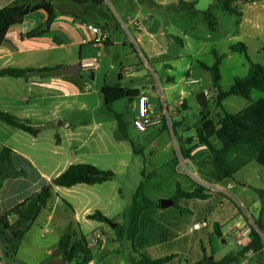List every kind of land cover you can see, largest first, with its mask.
<instances>
[{
    "label": "rangeland",
    "instance_id": "374dc122",
    "mask_svg": "<svg viewBox=\"0 0 264 264\" xmlns=\"http://www.w3.org/2000/svg\"><path fill=\"white\" fill-rule=\"evenodd\" d=\"M186 1H195L199 11L207 10L213 2V0ZM178 2L179 0L141 2L142 14L150 13L157 16L166 24L167 33L179 35L184 41L181 44L175 39L172 40L173 48L178 56L169 58L168 66L161 62L154 63L155 58L144 61L142 50L135 42H130L132 47L121 43L117 44L111 54H105L103 50L98 56L97 52L91 50L86 54L98 59V80H88L87 84H85V80L74 82L73 91H71L73 93L66 99L65 105L54 114L48 113V108L43 107L39 102L36 106L38 115L33 118L36 120L34 125L40 129L37 137L16 130L0 121L1 125L13 129V131H20L17 137L0 131V145L5 140L9 144H14L20 149L33 153L40 164L49 166L47 168L49 173L56 174L70 163H90L115 173L112 180L102 184H79L76 185L78 188L67 190L69 193L64 190L67 188L59 193L61 200L58 201L59 206L55 209L54 222H57L58 217L67 216L69 220L73 221L69 222V225L72 223L75 231L79 234L83 233L91 244L96 243V233L102 227L108 228V231L105 232L106 235L113 229L116 234V228L119 225H123L124 229L127 227L133 195L141 181H144V196L151 201L174 197L178 187L188 191L198 185L210 190L227 185V183L223 184L213 180L212 168L207 162L209 151L206 147L189 157L185 155L184 149L188 150L198 146L197 128L200 126V108L196 92L205 88H209V93L213 92L211 73L201 66L202 63L212 65L215 62L212 50L215 49L220 55H224L220 67V83L224 90H228L236 78L248 75L251 62L264 65L262 51L264 46V0H256V3H237L244 13L242 19L237 15L225 12L220 7L214 8L213 12L219 23L216 31H210L200 16L191 15L179 9ZM122 5L125 9H121ZM138 5L136 0H129L127 3L114 2L109 10L112 13L118 12L122 16H124L122 13L124 10L126 11L124 14L131 16L137 13ZM136 38H139L137 34ZM239 42L246 43L250 60L243 52L231 51V46ZM141 45L149 55L148 51L151 45L144 36L141 38ZM52 59L54 63H50L51 66L58 64L57 62H64L60 51L53 53L49 62ZM123 68L126 69L123 71L124 80L120 81L119 76ZM189 68L192 77L197 79L193 83L188 82ZM153 70L156 71L157 77L153 74ZM168 76L173 78L170 83L165 81ZM70 77L76 78L77 76ZM103 77L109 84H116L120 81L123 86H131L130 83H133L134 86L150 90L155 86V95L151 94V98L157 104H160L159 100L162 99L159 86H163L169 107L172 108L170 111L171 126L163 122L144 132L138 131L132 125L133 111L132 107L127 105V98L117 101L114 99L111 109L107 108L106 98L101 92ZM9 81V89L15 96L23 94L22 88L17 86V79L9 78ZM182 90L187 91V102L179 101ZM261 97H264V92L253 90V99ZM209 99L211 102L214 101L212 98ZM249 104L250 101L232 95L225 100L224 108L227 112L236 113ZM211 109L212 112H223L214 104ZM116 112L122 114L125 121L128 122V138H124L119 131L118 120L114 114ZM69 124L71 128H68ZM59 136L62 141L61 138H58ZM213 140L217 141L216 138ZM60 141L62 143H59ZM32 148L34 149L32 150ZM37 152L49 154L50 158L39 160ZM40 156L43 157L42 154ZM196 166L197 168H195ZM143 171L148 175L146 178ZM229 182L232 184V188L228 189L227 197L222 198L211 190L212 194L207 202L205 199H177L178 206L186 208L198 206L197 203L201 202V210L180 213L178 208L173 206L168 208L169 210L164 214H157L154 218L151 217L154 215L152 210H144L140 217L141 232L138 239L135 243H131L132 241L126 236L122 238L119 242V257L125 260V256L128 254L137 255L135 250L140 249L139 247L143 244L142 239L147 232L158 243L167 234V243L160 245L156 254L158 257L175 254V258L169 264H187L188 260L194 261L197 256L205 253L209 256V230L214 226L215 220H218L225 230L239 219L243 221L249 219L252 226L261 234L264 243V228L261 233L255 223L256 217L263 209L264 224V206L258 192V189H264V165L251 161L235 172ZM95 200H102L100 206H103L104 212L109 215L108 222L86 220L80 211L85 204H91ZM221 202L224 204L223 209L220 206ZM66 203L77 210L78 222L74 219L75 216L71 212L70 206ZM209 210L212 213H208ZM204 218L207 219L204 220ZM192 220H199L200 223L205 222L207 225L195 232H190L188 225ZM110 222L117 223V226L113 228ZM169 222H171L172 228L169 229V233H166L162 227ZM36 227L38 229L37 239L41 242L38 251L40 255L31 257L32 251L27 243L29 240H26L23 253L29 255L28 264H41L48 257L44 247L47 243L56 242L59 230L58 228L54 229V232L42 238L40 234L44 226L40 228L37 225ZM179 231L181 233L176 237L174 234ZM79 237L78 235L77 239ZM175 237L178 238V241H175ZM227 239L228 243L223 245L224 250L227 254L234 253L237 250V244L230 236ZM92 249L95 251L98 247L94 246ZM251 254L252 251L247 252L241 258V264H264V249L260 254L252 256ZM2 257H5L8 264H23L19 260L16 261L3 255ZM64 264L75 263L67 255Z\"/></svg>",
    "mask_w": 264,
    "mask_h": 264
},
{
    "label": "crops",
    "instance_id": "0c3cea01",
    "mask_svg": "<svg viewBox=\"0 0 264 264\" xmlns=\"http://www.w3.org/2000/svg\"><path fill=\"white\" fill-rule=\"evenodd\" d=\"M15 1L16 0H0V6H8ZM40 1L42 0H33V3H38ZM48 1H51L53 3L55 10L57 12V16L53 21L50 30L47 33L34 38L25 37L26 33L29 32L30 30L37 28L38 26L45 25L46 20L48 18V14L44 10H40L27 16L23 21V23L13 25L9 29L2 45L0 46V71L6 68L40 69L44 67L53 68L56 66H61L62 69L64 67H67L75 63L81 64L80 73L78 75L64 74L61 72V69L60 71H53V72L32 73L27 78L12 77L9 75L3 76L0 74V110L12 114L15 113L14 115L22 119L29 120L33 125L35 124L34 121H36L33 118H36L35 116L38 115L36 106L38 105L39 102H41V105L43 107L48 108L47 109L48 113L51 112L52 114H54L56 113L57 110L61 109L63 105H65L67 101L66 99H68V97H70V95L73 93L71 91H73L72 87L74 85V82H80L85 80L84 82L85 84H87L88 80H92V81L98 80V59L95 57H90L88 54H86L87 52L90 53V51L93 50L97 52L98 56H100L104 50L105 54H111L113 48L117 44L121 43L125 46L130 45L132 47L130 42H135V44L138 45L142 50V59L144 61H148L149 58H153V59L155 58L153 60L154 63L161 62V64L168 66L169 65V63L167 62L168 59L174 56H178L176 55V52L173 48L172 40L175 39L177 42H180L181 44L184 43L181 36L167 33L166 24L157 16H154L150 13L142 14L141 10H143V6L141 5V2L142 1L146 2L147 0H136L139 4L138 5L139 9L137 13L131 16L129 14L128 15L124 14L126 12L124 10H122L124 16H122V14L118 12L112 13L109 10L112 3L114 2L127 3L129 0H105V3L100 6H96L92 4L77 5L72 3L70 0H48ZM245 3H256V0ZM89 5L91 7H88ZM121 9H125L123 8V5ZM123 17L125 18L123 19ZM88 25H97L101 27H106L105 29L108 32V37L110 38L112 44L109 47L105 45V42L102 44H98L96 42L97 36L88 28ZM136 34L139 36V38H136ZM142 36L146 37L147 41L151 45L148 51L149 55L145 52V50L141 45ZM106 48H108L109 53L105 52ZM56 51H60L62 53L64 62H57L58 64L51 66L50 63H54L53 62L54 60L52 59L51 62H49V59ZM94 59H97L96 66L91 67L87 65L88 60L90 61ZM189 70L190 68L188 69V74H187L188 82L193 83L197 81V79L192 77V74ZM123 71H126V69L123 68L122 71L120 72V76H119L120 81L124 80ZM82 72H84L86 75L81 74ZM153 74L155 75V77H157L156 71L153 70ZM70 76H77V77L73 78ZM91 76H93V79L91 78ZM9 78L17 79L16 81L17 86L22 88L23 94L17 97L11 92V90L9 89L10 87ZM120 81L116 84L114 83L109 84L107 83L106 79L103 77L101 82V92H102V88L105 85L107 86L120 85L121 87L126 89H137L139 92L135 94V96H128L126 94H115V97L117 98L116 101L120 100L121 98H127V105L129 107H132L133 116L136 114L137 97L140 95L147 97L148 103L151 106V112L153 116L158 115L160 113L163 99L169 107L167 97L164 94L163 86L161 85L159 86V89L161 90L160 92L162 95L161 96L162 99L160 98L159 100L160 104H157L151 98V94L155 95L154 92L156 91L155 86H153L152 87L153 89L150 90V89L140 88L139 86H134L132 85L133 83H130L131 86H123L122 82ZM165 81L167 83H170L171 81H173V78L171 76H168ZM200 92L209 93V88H205L203 90H200L199 92H196V96ZM181 94L182 96L180 97L179 101L187 102V98H186L187 91L182 90ZM170 110H172V108H170ZM50 121L51 119L49 120V122ZM13 128L25 132L16 127ZM68 128H71L70 124ZM0 131H4L5 133H8L9 135L15 137L19 136L18 132H20V131H13V129H9L1 124H0ZM58 138L61 137L59 136ZM61 141L59 143H62ZM197 145H198L197 147L195 146L191 149L192 150L191 154L193 156L195 155L196 151L203 150L205 148L204 146H201L199 143ZM4 146H8L13 150V164L18 169L19 168L25 169L26 174L25 176L22 177L9 178L4 181L3 186L0 190V216L11 210L13 207L24 201L29 196L39 191L42 186H44L45 184L50 182L53 178H55L63 171H65V169L71 164L70 163L68 164V166H64V168H62V170H59L56 174H52L49 173L47 170L49 166L40 164L35 158V155L33 153H30L27 150L20 149L18 146L14 144H9L5 140L1 142L0 151L3 149ZM33 149L34 148H32V150ZM41 154L43 155V157L40 156ZM36 155L39 160L50 158L49 154H44L42 152H37ZM195 168H197V166ZM218 182L223 184L227 183V185L225 187H219V188L212 185L213 187H215V189L212 188L211 190H213L214 194H218L222 198L227 197L228 189L232 188V184L229 182V179H224ZM64 188L67 187L56 186L54 188L53 195L49 199L47 206L42 209L39 217L32 225L31 229L23 237L19 246L18 253L16 257H14L13 259H15L16 261L19 260L23 264H28L29 255L27 253H23V250L26 246L25 245L26 240H29L27 243L28 246L30 247L29 249H31L32 251L31 257H37L38 255H40L38 251L40 249L41 242L37 239L38 229L36 227L38 225L40 226V228L44 226L43 227L44 229L40 234L42 238L46 237L47 235H50V233L54 232V229L57 228L59 229L56 235V240H55L56 242L47 243V245L44 247L48 257L45 258L41 262V264H52L53 262L64 264L65 256L69 254L68 252L60 253V251L58 250V243L61 236L64 233V230L69 225V222H73V221L69 220L67 216H63V217L61 216L58 217L57 222H54L55 209L57 206H59L58 201L61 200L59 193ZM70 188L72 189L78 187L75 185ZM70 188L64 190L67 193H69L67 190H69ZM259 190H264V189H258V191ZM170 198L173 199V197ZM209 199L210 198L205 199L206 200L205 202L209 201ZM101 201L102 200H95L91 204H85L81 208L80 211L82 212L86 220H95V219H88V215H91L96 211H100L107 218L109 217V215L104 212L103 206H100ZM154 202H158V201H154ZM66 204L70 206V210L75 216L74 219L76 220V222H78V218H76L78 215L77 210L68 203ZM200 204L202 203L201 202L197 203L198 206L186 208V207L178 206V204L177 203L175 204L174 201V204L167 208L153 206L149 209L153 211L152 214L154 215L153 216L151 215V217L154 218L157 214L159 215L164 214V212H167V210H169L168 208L173 206L174 207L176 206L178 208V212L180 213L184 211L193 212L195 210H201L200 208L202 207ZM223 205L224 204L221 202L220 206H222V209L224 207ZM208 213H212V211L209 210ZM260 215H261V211H260ZM260 215L257 216L258 218L256 217V220L260 218ZM206 219L207 218H204V220ZM118 222L122 223L120 221ZM195 223H200V221L192 220V222H190V224L188 225L189 231L190 228ZM249 224L252 226V223L250 222L249 219L244 221L242 219H239L235 222L234 225H230L224 230L222 224H220L218 220H215L214 226L210 228L211 230H209V246H210L209 256H207L206 253L203 255H199L196 257L194 261L188 260L187 264H194L200 262L206 256L213 257L215 261H219L224 257H226L227 255L231 254V253L227 254L223 247L225 243H228L227 237L229 236L237 244V250L234 251V253L241 251V249H243L250 242L251 237L253 235L252 230L255 229L253 226L251 227ZM217 226L219 227V230L222 234L221 237H219L216 234ZM171 228H172L171 222L167 223V225L162 227V229L166 231V233ZM107 231H108L107 227H102V229L96 233L97 234L96 237L98 235H101L103 237V239H100L98 243L91 244L89 241H87L93 255L92 261L89 262L88 264H109V263L137 264L140 261L142 253L149 255L151 258H161L158 257L156 254L157 249L159 248L160 245L166 244L168 241L167 234H165L166 236L162 237L160 239V243H158V241L155 238L154 239L151 238L149 233L147 232V234L144 236V239H142V243H143L141 244L142 246L139 247L140 249L135 250V253L137 255L128 254L125 256V260H122L119 257V253H120L119 242H121V239L125 238V236L117 237L114 229L113 231H109V233H107L106 235L105 232ZM140 232H141V228L135 238V241L131 243L136 242ZM180 233H181L180 231L175 232L174 235L178 237L177 235H179ZM82 234L83 233L81 234L78 233L79 236H81ZM176 237H175V241H178V238ZM94 246L98 247V249H96L95 251H93L92 249ZM263 249L258 252H252L251 256L258 253L259 254L262 253ZM57 251L58 254H56ZM78 254L79 253L76 251L74 254L75 257L74 259H72L69 255L70 260L75 263ZM2 255L11 258L6 254L5 247L0 240V264H8L4 259L5 257H2ZM166 256H174V257L164 264H169L175 258V254H170ZM241 263L242 262L240 259L235 264H241Z\"/></svg>",
    "mask_w": 264,
    "mask_h": 264
},
{
    "label": "trees",
    "instance_id": "16d2710c",
    "mask_svg": "<svg viewBox=\"0 0 264 264\" xmlns=\"http://www.w3.org/2000/svg\"><path fill=\"white\" fill-rule=\"evenodd\" d=\"M77 5L92 4L96 6L103 5L105 0H70ZM254 0H213L210 7L205 11H199L196 8L195 1L179 0L178 8L188 12L191 15H198L202 21L207 24L210 31H216L218 28V19L213 12L214 8H222L225 12L237 15L240 19L243 17V11L236 4L237 2H252ZM44 10L48 14L45 25L38 26L26 33L25 37L34 38L47 33L53 21L57 16L55 7L51 1L42 0L33 3V0H16L8 6H0V46L2 45L9 29L16 24H21L30 14ZM238 24L240 22L238 21ZM101 27V26H100ZM105 29L106 27H102ZM106 30V29H105ZM112 43L108 37L105 41L106 46ZM232 52H243L249 58L248 47L246 43L239 42L231 46ZM264 55V46H263ZM215 56V62L212 65L201 64V66L211 73L212 91H218L214 101H210L205 92L197 94L196 98L200 105V126L197 128L198 143L209 151L207 162L212 168V178L216 181L230 179L235 172L243 168L251 161H256L264 165V97L253 99V90L264 92V65L252 63L247 76L236 78L228 90H224L220 84L221 64L224 55H220L215 49L212 50ZM250 60V58H249ZM61 66L53 68L44 67L35 68H6L0 71L1 75L12 77L27 78L32 73H44L60 71ZM139 91L137 89H126L120 85L107 86L102 88V93L106 98V106L111 109V105L116 101L115 94H126L135 96ZM239 96L250 101V105L239 112H227L224 108V101L232 96ZM222 109L212 112L211 106ZM118 120V128L124 138H128L127 125L124 117L120 113H115ZM0 120L21 129L27 133L37 136L40 129L34 126L29 120L22 119L12 113L0 110ZM165 125V124H164ZM216 138V142L213 140ZM135 150V149H134ZM191 149L185 150L187 157L191 156ZM26 171L23 168H16L13 164V150L4 146L0 151V190L5 180L25 176ZM146 178L148 175L143 171ZM115 173L111 170H105L90 163H72L65 171L53 178L50 182L41 187L39 191L26 198L24 201L13 207L11 210L0 216V240L5 247L6 254L16 257L20 243L25 234L31 229L39 217L43 208L49 202L56 186L73 187L78 184L95 185L102 184L114 178ZM144 181H141L133 195L132 208L130 210L129 222L124 229L123 225L116 228L117 237L126 236L134 242L140 230L141 213L153 206L161 207V201L154 202L147 199L143 193ZM264 206V190H259ZM212 191L207 187L198 185L190 191H184L178 187L176 195L173 197L175 204L178 198L208 199ZM88 219H95L102 222H108L109 219L100 211L88 215ZM259 230H263V209L260 218L256 220ZM250 242L237 253H231L219 261L213 257H204L200 262L194 264H235L244 255L249 252L261 251L264 247L261 234L255 229L252 230ZM216 234L221 237L219 227H216ZM78 233L72 226H67L58 243L60 253L68 252L74 259L77 251L79 257L75 264H88L92 261L93 255L89 248L86 237L82 234L77 239ZM174 256L161 258H151L142 253L140 261L137 264H164ZM208 259L210 261L208 262ZM52 264H59L53 262Z\"/></svg>",
    "mask_w": 264,
    "mask_h": 264
},
{
    "label": "built area",
    "instance_id": "2783aa9c",
    "mask_svg": "<svg viewBox=\"0 0 264 264\" xmlns=\"http://www.w3.org/2000/svg\"><path fill=\"white\" fill-rule=\"evenodd\" d=\"M88 28L97 36L96 42L98 44H102L108 38V32L100 26L97 25H88ZM87 65L93 67L97 65V59L88 60ZM218 91H213L211 93H206L208 98L215 99L217 97ZM170 108L167 103L162 100L161 111L158 115L153 116L151 112V106L148 103V99L146 96L140 95L137 97V111L136 114L132 117V125L138 131L144 132L148 130L150 127L161 123H167L171 126V116H170ZM207 224L204 223H195L191 228L190 232H193L197 229H201L203 226ZM100 239H103L101 235H98L95 238V242L98 243Z\"/></svg>",
    "mask_w": 264,
    "mask_h": 264
},
{
    "label": "water",
    "instance_id": "95a60500",
    "mask_svg": "<svg viewBox=\"0 0 264 264\" xmlns=\"http://www.w3.org/2000/svg\"><path fill=\"white\" fill-rule=\"evenodd\" d=\"M106 53H109L108 48L105 49ZM80 68H81V64L80 63H75L72 65H69L67 67H64L61 69V72L64 74H69V75H78L80 73ZM91 78L93 79V76H91ZM174 204V200L171 198H167V199H162L161 200V207L162 208H167L169 206H172ZM111 226L113 228H115L117 226V223H111ZM56 254H58V251L56 252ZM210 261V259H208V262Z\"/></svg>",
    "mask_w": 264,
    "mask_h": 264
}]
</instances>
